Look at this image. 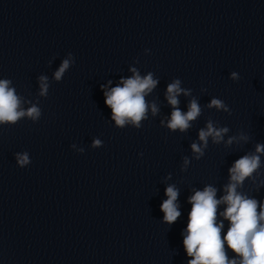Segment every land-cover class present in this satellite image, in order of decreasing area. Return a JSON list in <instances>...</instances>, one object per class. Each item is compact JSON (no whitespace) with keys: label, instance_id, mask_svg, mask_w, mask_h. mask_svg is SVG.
Instances as JSON below:
<instances>
[{"label":"clouds","instance_id":"clouds-1","mask_svg":"<svg viewBox=\"0 0 264 264\" xmlns=\"http://www.w3.org/2000/svg\"><path fill=\"white\" fill-rule=\"evenodd\" d=\"M150 50L145 49V54ZM49 60V66L52 64ZM138 64L139 59L134 60ZM75 64V58L71 52L61 61L59 67L53 72L52 80L62 81L65 73ZM131 76L121 77L114 87L102 84L101 91L104 95L105 105L111 110V120L114 126L124 128L131 126L141 129L143 122L151 117L160 115L158 98L151 101L146 98L157 88L160 80L149 71L141 75L136 67H130ZM231 80L237 81L240 76L237 72L230 73ZM38 92L36 99H28L19 94L13 81L8 78H0V126H13L23 119L36 123L42 116L39 106L40 98H47L51 81L47 75L37 77ZM179 78L173 79L167 84L164 93L167 104L171 106L170 116L160 120V126L170 132L187 133L193 123L202 115L203 108L199 99L193 95L192 89L183 88ZM206 91V90H205ZM189 97L187 111L180 108L179 97ZM27 105V107H26ZM208 109H215L231 115L229 106L219 98H211L204 105ZM227 126H220L218 121L208 118L205 127L198 130V142L190 144L192 156L182 157L181 171H187L192 160H200L205 155L209 146V138L214 145L222 142L225 147L234 143L247 144L250 136L244 132L224 137L229 133ZM103 141L93 138L91 147L100 148ZM71 148L83 153V147L72 144ZM140 155H143L142 153ZM17 166L24 168L31 163L27 151L14 154ZM264 143H256L254 151H248L236 159L228 169V181L223 185V195L217 198L219 189L212 184H207L202 190L193 188L188 197L191 209L188 213L186 228L182 231L183 247L189 259L187 264H264V199H256L243 191L245 181H251L257 188L264 186V180L258 182V178L264 174ZM169 173L165 179H171ZM165 199L160 210L163 212L162 223L169 226L174 224L181 216L178 203L179 189L175 184H169L165 188ZM223 205V210L220 206ZM225 221L227 229H225ZM223 232V235H222ZM233 254L229 256L228 252Z\"/></svg>","mask_w":264,"mask_h":264}]
</instances>
